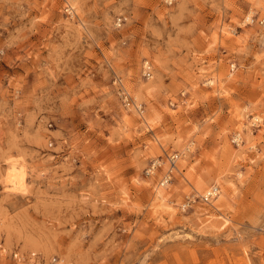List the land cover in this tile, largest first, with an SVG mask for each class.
Segmentation results:
<instances>
[{"label":"rangeland","instance_id":"rangeland-1","mask_svg":"<svg viewBox=\"0 0 264 264\" xmlns=\"http://www.w3.org/2000/svg\"><path fill=\"white\" fill-rule=\"evenodd\" d=\"M0 264H264V0H0Z\"/></svg>","mask_w":264,"mask_h":264},{"label":"bare ground","instance_id":"bare-ground-1","mask_svg":"<svg viewBox=\"0 0 264 264\" xmlns=\"http://www.w3.org/2000/svg\"><path fill=\"white\" fill-rule=\"evenodd\" d=\"M73 5H74V3H73ZM7 180H8V182H12V183L17 182L20 186H23L25 184V176H24V174L18 172L15 167H12L11 170L8 172V174H7ZM213 188L215 189L216 186H214ZM212 190L213 189H209V190H207V192H211ZM161 194L158 193V197H161L162 198L163 196Z\"/></svg>","mask_w":264,"mask_h":264},{"label":"built area","instance_id":"built-area-1","mask_svg":"<svg viewBox=\"0 0 264 264\" xmlns=\"http://www.w3.org/2000/svg\"><path fill=\"white\" fill-rule=\"evenodd\" d=\"M216 189H217V187H216L215 189L213 188V190H212L211 192H208V194H207V196H206L207 200H208L211 196H213V194L215 193Z\"/></svg>","mask_w":264,"mask_h":264}]
</instances>
